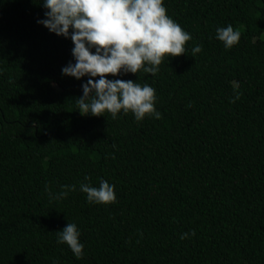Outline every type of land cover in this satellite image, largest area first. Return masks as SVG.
<instances>
[{
    "label": "trees",
    "instance_id": "16d2710c",
    "mask_svg": "<svg viewBox=\"0 0 264 264\" xmlns=\"http://www.w3.org/2000/svg\"><path fill=\"white\" fill-rule=\"evenodd\" d=\"M40 2L0 0V264H264V0H164L186 52L108 77L155 88L161 118L141 121L77 111L87 78L62 75L73 44L37 23ZM86 176L115 202L89 203ZM67 222L80 259L57 243Z\"/></svg>",
    "mask_w": 264,
    "mask_h": 264
},
{
    "label": "clouds",
    "instance_id": "9594fccd",
    "mask_svg": "<svg viewBox=\"0 0 264 264\" xmlns=\"http://www.w3.org/2000/svg\"><path fill=\"white\" fill-rule=\"evenodd\" d=\"M43 18L37 23L50 33L70 39L73 60L61 68L64 76L81 80L82 95L75 99L81 115L104 116L113 119L118 114L133 115L141 121L146 116L161 118L156 109V90L148 83L131 79H109L138 71L155 76L167 58L186 52V42L192 39L176 21L167 15L164 0H41ZM240 31L231 24L217 27L215 38L228 49L240 39ZM202 47L191 48L193 56ZM74 61V62H73ZM239 98V93H236ZM234 102V100H230ZM79 191L92 204L113 203L115 185L101 179L93 186L84 178ZM62 190L52 193L46 187L50 200L66 198L76 185H62ZM80 229L74 222H67L56 231L57 243L66 245L73 256L84 255ZM195 235L194 231L182 233L180 239ZM52 264H59L53 260Z\"/></svg>",
    "mask_w": 264,
    "mask_h": 264
}]
</instances>
